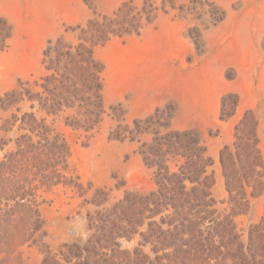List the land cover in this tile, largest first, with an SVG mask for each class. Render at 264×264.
Segmentation results:
<instances>
[{
    "label": "rangeland",
    "instance_id": "rangeland-1",
    "mask_svg": "<svg viewBox=\"0 0 264 264\" xmlns=\"http://www.w3.org/2000/svg\"><path fill=\"white\" fill-rule=\"evenodd\" d=\"M0 264H264V0H0Z\"/></svg>",
    "mask_w": 264,
    "mask_h": 264
},
{
    "label": "trees",
    "instance_id": "trees-1",
    "mask_svg": "<svg viewBox=\"0 0 264 264\" xmlns=\"http://www.w3.org/2000/svg\"><path fill=\"white\" fill-rule=\"evenodd\" d=\"M221 162H222V164L225 166V160H224L223 154H222V156H221ZM227 177H228V184H230L231 179H233V178H230L229 175H227Z\"/></svg>",
    "mask_w": 264,
    "mask_h": 264
}]
</instances>
